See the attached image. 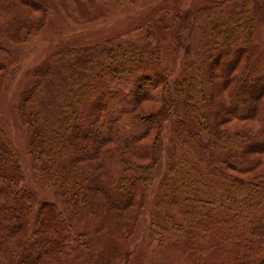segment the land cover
Returning <instances> with one entry per match:
<instances>
[{
    "label": "trees",
    "instance_id": "obj_1",
    "mask_svg": "<svg viewBox=\"0 0 264 264\" xmlns=\"http://www.w3.org/2000/svg\"><path fill=\"white\" fill-rule=\"evenodd\" d=\"M3 1V6L8 8H17L16 3L35 9L43 7L41 0ZM252 5L253 0H245L229 8L221 1L205 9L208 19L206 51L198 53L199 58L203 57L196 74L189 73L184 85L175 83L174 90L165 82L158 50L147 43L129 46L122 42H105L66 47L37 69L36 81L21 96L19 116L28 126L31 155L38 169L47 171L63 204L60 209L54 202L39 201L35 192L20 185L23 174L18 154L0 129V264H111L119 251L117 239L101 238L94 246L89 230L80 234L87 250L71 255L62 211L90 215L93 210L96 215L99 213L97 205L103 212L113 207L123 209L133 204L150 183L154 159L160 152V120L158 114L146 121L134 113L140 94H144L142 91L149 97L159 96L163 100L161 113L172 105H179V96L186 98L192 113L202 118L203 135L196 139L220 172L228 168L241 171L246 164H251L243 162L240 148L251 139L261 137L262 133L259 131L254 136L220 128L224 114L233 112L226 107L220 108L219 97L216 98L219 92L217 68L215 70L213 64L222 68L230 66L233 70L237 66L235 60H243L239 74L229 76L227 73L229 81L238 82L231 95L233 100L239 101L234 114L241 116L249 99L240 95L261 85L256 75L260 76L264 70L263 33ZM33 23L31 18H25L19 29H29ZM191 25L190 21L181 24L182 43V31ZM11 58L15 59L14 54L0 46V70ZM144 76L151 80L142 83ZM160 82H164L163 89L158 93L154 88ZM104 97L106 100L102 103ZM261 111L264 113V107ZM90 121L95 128L92 132L88 129ZM151 124L157 127V134L149 163L136 166L137 162H130L128 155L123 153L120 160L114 161L118 165L121 162L119 170L112 166L104 168V164L78 166L79 159L91 157L102 142L119 141L126 150L151 129ZM196 139L194 137L195 142ZM136 148L143 151L139 146ZM102 170L107 172L105 180L101 179ZM233 182L234 191L222 196L218 205L212 198H201L196 190L191 198H165V204L182 210L189 229L186 231L178 226L161 241L158 264H220L222 260L216 250L205 258L202 256L209 249L206 233L202 232H209L217 241V249L222 248L228 257L245 251L242 259L253 262L257 258L260 264L264 263V175L254 179L233 178ZM96 192L107 201L97 200L92 205ZM36 206L41 217L31 225Z\"/></svg>",
    "mask_w": 264,
    "mask_h": 264
},
{
    "label": "rangeland",
    "instance_id": "obj_2",
    "mask_svg": "<svg viewBox=\"0 0 264 264\" xmlns=\"http://www.w3.org/2000/svg\"><path fill=\"white\" fill-rule=\"evenodd\" d=\"M41 1L42 9H35L22 3H16L17 8H8L3 6L5 1L0 0V46L15 56V59L4 62V68L0 70V129L18 154L23 174L20 185L35 192L39 201L54 202L61 209L63 202L59 199L55 186L49 181L47 171L38 169L31 155L28 148V126L19 116L21 96L26 88L36 81L37 69L53 59L58 50L66 47H85L105 42H122L129 46L147 43L158 50L159 67L165 82L174 90L175 83L184 85L189 73L196 74L198 63L203 57L199 58L198 53L204 52L207 44L205 31L208 19L205 9L221 1L224 6L233 8L245 0ZM252 8L264 41V0H253ZM199 13L204 15L200 16ZM25 18H31L34 26L21 31L19 24ZM186 21H190L192 25L182 31V43L181 24ZM223 53L224 51L219 55L221 59ZM242 61L235 60L237 66L233 70L230 66L219 67L217 63L213 66L215 70L217 68L219 96L216 98L219 97L220 108L226 107V110L233 112L231 115L223 113L225 119L220 123V128L254 136L259 131L262 133L261 137L251 139L244 148H240L243 150V162L249 161L251 164H246L241 171L228 168L220 172L196 139L203 135L202 118L192 113L190 106L186 104V98L179 96V105H172L165 113H161L163 100L159 96L149 97L142 91L144 94H140L134 113L146 121H151V115L158 114L160 120V152L158 158L154 159L152 179L133 204L123 209L113 207L103 212L97 205L99 213L96 215L93 210L90 215L63 210L62 218L67 224L65 232L69 235L67 243L71 255L75 256L87 250L80 234L89 230L94 238V246H97L101 238L117 239L119 251L111 264H158L161 241L167 239L178 226L186 231L189 229L182 210L172 204H165V198H191L193 190H196L201 198H212L218 205V201L223 199L222 196L234 191L236 185L233 178L254 179L264 175V113L261 111L264 107V70L260 76L256 75L261 85L240 95L243 99H249V104L246 105V110L242 109L241 116L236 115L234 108L238 106L239 101L232 99L231 91L238 82L229 81L227 76L239 74ZM211 74L209 71V77ZM203 78H206L205 74ZM197 79L196 81H199ZM147 80H151V77L144 76L141 82L145 83ZM163 83L160 82L154 90L159 93L163 89ZM102 99V103H105L106 98ZM90 122L88 129L92 132L95 128L93 121ZM151 126L147 133L126 150H123L121 142L108 140L102 142L88 159L82 156L81 160L77 155L78 166L87 163L100 166L104 164V168L112 166L114 170H119L121 162L118 165L114 161L120 160L123 153L128 155L130 162H137L134 163L136 166L141 167L149 163L157 134L155 124ZM180 126H183L185 131H181ZM97 133L101 135L98 131ZM137 146L143 151L136 150ZM106 178L107 172L102 170L101 179ZM94 195L97 197L95 201H91L92 205L97 200L107 201L100 192ZM36 210L37 206L32 211L31 225L41 217ZM204 233L209 246L207 252L202 254L204 258L216 250L222 260L220 264H260L257 258L253 262L242 259L245 258V251L228 257L223 254L222 248L217 249L216 239L210 236L209 232H202Z\"/></svg>",
    "mask_w": 264,
    "mask_h": 264
}]
</instances>
